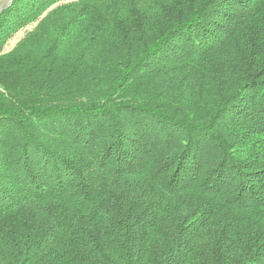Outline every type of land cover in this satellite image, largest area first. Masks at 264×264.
Wrapping results in <instances>:
<instances>
[{
  "label": "trees",
  "instance_id": "obj_1",
  "mask_svg": "<svg viewBox=\"0 0 264 264\" xmlns=\"http://www.w3.org/2000/svg\"><path fill=\"white\" fill-rule=\"evenodd\" d=\"M0 264H264V0L3 6Z\"/></svg>",
  "mask_w": 264,
  "mask_h": 264
},
{
  "label": "rangeland",
  "instance_id": "obj_2",
  "mask_svg": "<svg viewBox=\"0 0 264 264\" xmlns=\"http://www.w3.org/2000/svg\"><path fill=\"white\" fill-rule=\"evenodd\" d=\"M9 1L10 0H0V11L2 7L5 6ZM33 26L34 24H28L27 26L17 30L11 37L8 38V40L3 46V51H10L20 40V38L25 35L26 31L30 30Z\"/></svg>",
  "mask_w": 264,
  "mask_h": 264
}]
</instances>
